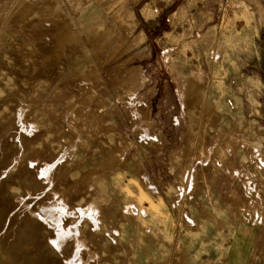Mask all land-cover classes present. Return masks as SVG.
Returning <instances> with one entry per match:
<instances>
[{"label": "rangeland", "instance_id": "374dc122", "mask_svg": "<svg viewBox=\"0 0 264 264\" xmlns=\"http://www.w3.org/2000/svg\"><path fill=\"white\" fill-rule=\"evenodd\" d=\"M79 240L264 264V0H0V264Z\"/></svg>", "mask_w": 264, "mask_h": 264}, {"label": "bare ground", "instance_id": "6f19581e", "mask_svg": "<svg viewBox=\"0 0 264 264\" xmlns=\"http://www.w3.org/2000/svg\"><path fill=\"white\" fill-rule=\"evenodd\" d=\"M140 80V79H139ZM27 203V202H26ZM26 205H28L29 206V204H26ZM32 205V204H31ZM56 205V204H55ZM47 206V205H46ZM28 209V208H27ZM42 209V208H41ZM55 208H53L52 206H48V207H44L43 209H42V214H41V212L40 213H36V215H38V216H40V217H42L43 219H45V220H48V218L49 217H52V218H54L55 219V216L53 215L55 212ZM80 212H83V213H87L88 214V216H90L92 219H93V221L94 222H97L98 221V219H97V211L95 210V209H93V208H89V209H87V208H83V207H81L80 208ZM32 213V212H31ZM79 213V212H78ZM80 214V213H79ZM57 217H59V216H57ZM60 218V217H59ZM54 219H52L53 221H54ZM57 219V218H56ZM49 221V220H48ZM56 223H57V226H59V228L61 229V233H63L64 234V236L65 237H62V239L64 238V239H66L67 240V238H69V237H71V236H73L74 234H75V232L78 230V229H76L75 231H71V230H69L68 232L67 231H65V230H63V223L61 222V220L59 219V220H57L56 221ZM98 223V222H97ZM77 226V225H76ZM79 231V230H78ZM61 239H58V240H55L54 242L55 243H57L58 241H60ZM79 243H78V246H77V250H76V256L78 257L77 259H73V260H71V264H83V261L80 259L81 257H79V255L81 254L80 252L82 251V248H83V246H84V242L83 241H81V240H79L78 241Z\"/></svg>", "mask_w": 264, "mask_h": 264}, {"label": "crops", "instance_id": "0c3cea01", "mask_svg": "<svg viewBox=\"0 0 264 264\" xmlns=\"http://www.w3.org/2000/svg\"><path fill=\"white\" fill-rule=\"evenodd\" d=\"M45 220V219H44ZM47 221V220H46ZM56 238H58V235H57V237ZM55 238V239H56ZM55 239H54V241H55ZM79 243V242H78ZM78 243H77V245H76V247H75V250H74V252H73V255H72V259L71 260H73V259H77L78 257L76 256V250H77V246H78ZM64 244V243H63ZM63 244L61 245V246H56L55 245V242H54V245H55V247H58V248H62V246H63ZM84 247V246H83ZM82 251H83V248H82ZM82 251L80 252L81 254L79 255V257H81V255H82ZM81 259V258H80ZM71 260H70V262H69V264H71Z\"/></svg>", "mask_w": 264, "mask_h": 264}]
</instances>
